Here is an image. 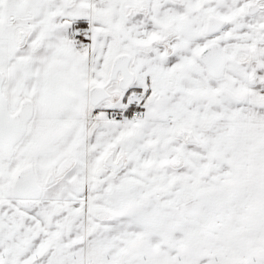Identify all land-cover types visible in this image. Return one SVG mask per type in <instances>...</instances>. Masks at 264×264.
Segmentation results:
<instances>
[{
  "label": "snow or ice",
  "instance_id": "obj_1",
  "mask_svg": "<svg viewBox=\"0 0 264 264\" xmlns=\"http://www.w3.org/2000/svg\"><path fill=\"white\" fill-rule=\"evenodd\" d=\"M0 264H264V0H0Z\"/></svg>",
  "mask_w": 264,
  "mask_h": 264
}]
</instances>
